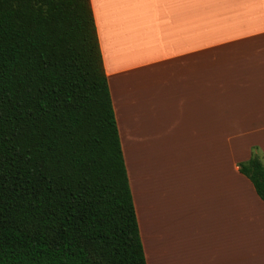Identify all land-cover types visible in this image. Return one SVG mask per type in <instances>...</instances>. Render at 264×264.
<instances>
[{
	"label": "crops",
	"instance_id": "crops-1",
	"mask_svg": "<svg viewBox=\"0 0 264 264\" xmlns=\"http://www.w3.org/2000/svg\"><path fill=\"white\" fill-rule=\"evenodd\" d=\"M89 5L145 264H264V0Z\"/></svg>",
	"mask_w": 264,
	"mask_h": 264
},
{
	"label": "trees",
	"instance_id": "trees-1",
	"mask_svg": "<svg viewBox=\"0 0 264 264\" xmlns=\"http://www.w3.org/2000/svg\"><path fill=\"white\" fill-rule=\"evenodd\" d=\"M0 264H145L89 0H0Z\"/></svg>",
	"mask_w": 264,
	"mask_h": 264
},
{
	"label": "rangeland",
	"instance_id": "rangeland-1",
	"mask_svg": "<svg viewBox=\"0 0 264 264\" xmlns=\"http://www.w3.org/2000/svg\"><path fill=\"white\" fill-rule=\"evenodd\" d=\"M257 153L260 156V152L257 150ZM261 157V156H260ZM168 161L170 162L171 166L173 165V162H175V155L174 153H170L168 156Z\"/></svg>",
	"mask_w": 264,
	"mask_h": 264
}]
</instances>
